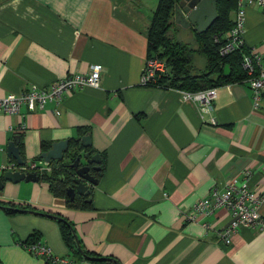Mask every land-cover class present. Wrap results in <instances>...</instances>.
<instances>
[{
  "label": "crops",
  "instance_id": "1",
  "mask_svg": "<svg viewBox=\"0 0 264 264\" xmlns=\"http://www.w3.org/2000/svg\"><path fill=\"white\" fill-rule=\"evenodd\" d=\"M157 4L0 0V97L102 66L99 86L66 94L58 115L51 101L34 112L21 107L22 117L0 113V162L10 161L4 148L15 134L21 159L29 162L39 157L43 144L89 133L102 166L91 201H84L90 205L79 209L68 208L47 182L5 181L0 204L30 211L0 208L1 264H52L22 246L32 232L54 257L97 264L71 253L53 217L57 214L72 222L86 250L119 264H264V204L263 224L239 228L229 245L218 235L229 221L225 209L202 221L182 218L211 188L243 179L244 171L250 172L252 188L264 190V91L255 107L245 81L223 83L214 87L216 96L204 110L198 101L184 99L181 90L142 85ZM177 24L173 11L170 30ZM183 27L195 41L192 25ZM242 41L264 59V10L257 6L245 9ZM192 65L195 73L205 69L196 70L193 55ZM20 121L21 132L8 130Z\"/></svg>",
  "mask_w": 264,
  "mask_h": 264
},
{
  "label": "built area",
  "instance_id": "2",
  "mask_svg": "<svg viewBox=\"0 0 264 264\" xmlns=\"http://www.w3.org/2000/svg\"><path fill=\"white\" fill-rule=\"evenodd\" d=\"M257 6L264 10V0H237L236 8L232 14V26L225 37V43L220 48V54L225 55L242 44V33L245 24V9L249 6ZM244 47V46H243ZM242 68L246 73L245 82L249 85L254 106L261 101V94L264 91V59L253 49H248L242 58ZM102 66L93 64L89 67L87 73H70L63 78H59L45 87H30L19 94L9 93L0 97V113L6 115H18L21 107L34 112L51 101L55 105L53 110L59 114V103L63 97L85 86L98 87L100 84V74ZM167 71L166 63L157 56L147 57L141 71L140 82L146 86H159L157 80ZM184 99L196 100L204 110L210 108L215 96L214 87L200 90L197 92H188L181 90ZM24 126L19 122L17 126H8V130L13 133H19ZM1 151V148H0ZM6 170H19L22 172L33 171L38 175L43 171H50L51 167L40 165L35 161L26 162L23 166H17L13 160L0 162V173ZM250 172H242L243 179L236 177L228 180L221 188H211L206 197L196 200L187 212L182 213L184 221H202L204 218L213 214L218 209H225L229 215V221L218 232L222 242L226 245L231 243L232 237L241 227L258 228L263 224L260 215V207L264 204V190L257 191L248 183L247 176ZM208 227L206 222L202 224ZM22 246L36 257H41L52 264H69L67 261L54 257L51 249L36 241L34 243H22Z\"/></svg>",
  "mask_w": 264,
  "mask_h": 264
},
{
  "label": "trees",
  "instance_id": "3",
  "mask_svg": "<svg viewBox=\"0 0 264 264\" xmlns=\"http://www.w3.org/2000/svg\"><path fill=\"white\" fill-rule=\"evenodd\" d=\"M178 1L158 0L149 23L147 57L157 56L163 59L167 66V71L157 80V85L193 93L223 83L244 82L247 76L241 63L247 48L238 46L225 55L220 54V48L225 43V37L232 26L231 13L236 8L237 0H215L217 15L213 23L204 31L195 33L197 49L191 48L188 43L178 41L175 34L170 33L174 6ZM193 52L200 53L206 60L205 69L199 73H195L193 69ZM225 67L228 69L226 74H224ZM80 131H82L81 133L84 132L83 130ZM21 147V143L18 142L20 153ZM49 147L50 144H43L42 152ZM88 149L95 152L91 147ZM50 165V171L39 173V181L47 182L50 191L56 197H62L70 209H79L82 205H90L86 204L84 198L79 196H76L74 201H70L65 193L67 183L60 179V176L67 175V170L58 162H51ZM96 175L100 176L101 172ZM0 208H3L7 213L30 211L28 206H21L19 209L12 204L7 206L0 204ZM56 216L60 217L57 220L62 239L75 257L92 260L97 264H119L111 257L99 256L86 250L80 239L74 235L72 222L61 215ZM38 235V232H32L25 242L34 243L38 241ZM101 258L104 259L101 260Z\"/></svg>",
  "mask_w": 264,
  "mask_h": 264
},
{
  "label": "water",
  "instance_id": "4",
  "mask_svg": "<svg viewBox=\"0 0 264 264\" xmlns=\"http://www.w3.org/2000/svg\"><path fill=\"white\" fill-rule=\"evenodd\" d=\"M174 12L176 22L186 27L192 25L197 32H202L208 28L217 15L215 0H179L174 6ZM227 72L228 69L225 67L224 74ZM19 138L20 135L15 134L4 150L9 158L14 159L13 161L17 166H23L26 162L20 156ZM91 145L89 133L59 140L52 142L50 147L41 152L39 157L33 161L49 167H51V162H58L67 170V175L60 176V179L67 183L65 193L69 200L74 201L75 197L79 196L84 198L86 203H89L91 201V188L99 180V176L96 174L102 171L100 152H91L88 149ZM23 180L36 182L39 181V175L33 171H3L0 173V190L3 189L5 181L17 183ZM46 215L51 216L50 214ZM53 217L60 218L55 215Z\"/></svg>",
  "mask_w": 264,
  "mask_h": 264
},
{
  "label": "rangeland",
  "instance_id": "5",
  "mask_svg": "<svg viewBox=\"0 0 264 264\" xmlns=\"http://www.w3.org/2000/svg\"><path fill=\"white\" fill-rule=\"evenodd\" d=\"M170 32L175 34V37L178 41L188 43L191 48L197 49V44L194 41L193 34L189 31H186L181 24L173 26ZM193 64L195 65L196 70L200 71L205 65L204 57L198 52H193Z\"/></svg>",
  "mask_w": 264,
  "mask_h": 264
}]
</instances>
